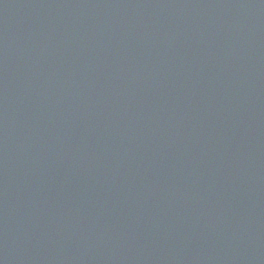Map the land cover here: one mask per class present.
<instances>
[{
  "label": "water",
  "instance_id": "95a60500",
  "mask_svg": "<svg viewBox=\"0 0 264 264\" xmlns=\"http://www.w3.org/2000/svg\"><path fill=\"white\" fill-rule=\"evenodd\" d=\"M0 264H264V0H0Z\"/></svg>",
  "mask_w": 264,
  "mask_h": 264
}]
</instances>
